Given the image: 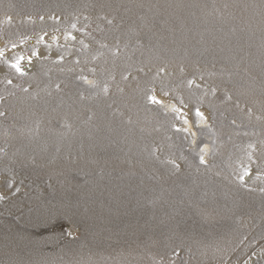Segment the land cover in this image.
<instances>
[{"label": "rangeland", "instance_id": "obj_1", "mask_svg": "<svg viewBox=\"0 0 264 264\" xmlns=\"http://www.w3.org/2000/svg\"><path fill=\"white\" fill-rule=\"evenodd\" d=\"M193 1L224 15L219 28L230 26L236 43L200 34L179 56L178 32H163V47L160 30L127 24L132 7L147 15L142 0L99 9L89 0H0V264H264V23L223 11L237 1L264 16V0ZM20 57L23 75L12 67ZM50 97L64 102L46 122ZM107 130L124 150L137 139L142 158L126 161L137 168L132 183L118 156L100 152L90 171L62 150L80 137L94 149L93 134ZM51 156L69 167L50 171ZM115 186L128 187L126 213L105 218L99 194ZM163 191L152 213L165 204L170 225L141 232L144 217L127 201Z\"/></svg>", "mask_w": 264, "mask_h": 264}, {"label": "bare ground", "instance_id": "obj_2", "mask_svg": "<svg viewBox=\"0 0 264 264\" xmlns=\"http://www.w3.org/2000/svg\"><path fill=\"white\" fill-rule=\"evenodd\" d=\"M90 2H91V5L90 6H92L94 9H99L100 8V5H101V3L100 2H106L107 0H89ZM119 1H123V3H124V5H127L128 4V0H112V2L114 3V2H119ZM142 2H143V4H144V6L145 7H147V15H144V17H141V15L139 14V10H140V7L139 8H136V7H132L131 9H130V12L131 13H133V15H136V16H134L132 19H129V18H126V22H127V24H129L130 26H135V27H144V26H146L145 28L147 29V30H149V31H151V34H152V31L154 30V31H156V30H160L159 31V34H157L158 36H156L157 38H158V40L160 39L161 41H162V39H163V36H162V33L164 32H166V31H170V32H173V31H175V32H178L179 34H180V36H179V38L178 39H176L177 41V45H179V50L180 51H178L179 53H178V55L180 56V55H182L183 54V52L185 53V51H187L188 49H190V48H192V45H193V43H195V41H194V39L196 38V37H198L200 34H206L207 35V38H211V36L213 35V34H217V35H219V37H220V40H222V42L221 43H223V41H229V42H232L233 40H234V37H232L231 36V33H230V30H231V28H230V26H229V28H226V29H220L219 28V26L220 25H222V23L224 22V24H225V16L224 15H218V14H214L213 13V11L211 10L212 9V4L210 3V2H204L203 3V5L202 4H200V1H197V2H194L193 0H142ZM232 3H233V1H232ZM231 4V3H230ZM191 5H193V6H191ZM233 6H234V8L232 9L233 10V13L232 12H230V9H231V7H230V9L228 8V6H226V7H224L223 5H221L220 6V8H223L224 7V12H226V16L228 17V15L227 14H232V15H237V14H239V17H240V20L241 21H245V22H247L246 20H248L249 21V25H251V23L253 22H256V24L259 22L260 23V21H262L261 23H264V20H263V18H264V16L263 15H258V16H256L255 15V13L252 11V9L253 8H251L250 10H242V9H244V7L245 8H247L246 7V4L244 5H242V4H240V3H237V1H236V3L234 2L233 4H232ZM236 6H237V9H236ZM92 8V9H93ZM227 8V10L225 11V9ZM93 9V10H94ZM247 11H249L250 13H248V14H246V15H249L251 18H252V20L253 21H250V19H247V18H245V17H243L244 16V13L246 12L247 13ZM98 12H99V10H98ZM198 13V14H197ZM200 13V14H199ZM263 14V13H262ZM243 15V16H242ZM255 15V16H254ZM263 16V17H262ZM230 17V16H229ZM241 17H243L242 19H241ZM125 20V19H124ZM239 21V20H238ZM157 22H159L158 24H160L161 25V28H157V26L156 25H158L157 24ZM244 22V23H245ZM251 22V23H250ZM247 23H245L246 25H247ZM253 23H252V25H253ZM236 24V23H235ZM242 23H237L236 25H235V30L236 31H238V32H240L239 30H240V28H241V25ZM244 24V26L243 27H247L246 25ZM144 25V26H143ZM230 25H231V23H230ZM254 25H255V23H254ZM232 26V25H231ZM139 27V28H140ZM228 27V26H227ZM240 27V28H239ZM252 27V26H251ZM133 29H135V28H133ZM230 29V30H229ZM233 29V28H232ZM153 31V32H154ZM158 33V32H157ZM145 35V34H144ZM150 35V34H149ZM164 35V34H163ZM167 35V34H166ZM166 35H164V38L166 37ZM171 35V34H170ZM170 35L168 36L167 35V37H170ZM208 35H210V36H208ZM239 35V34H238ZM242 35V34H241ZM154 36V35H153ZM174 36V35H173ZM215 35H213V37H214ZM238 37H240V36H238ZM242 37H243V35H242ZM242 37H240L239 39H238V41L237 42H240L241 41V38ZM146 38V37H145ZM173 38V37H172ZM177 38V37H176ZM201 38V37H200ZM206 38V39H207ZM245 38V37H244ZM243 38V39H244ZM247 38H249V37H246V39ZM166 39V38H165ZM165 39H163V41H164V43H163V47H166V46H168V42L167 41H165ZM168 39V38H167ZM242 39V40H243ZM168 40H170V39H168ZM198 39H196V43L198 42L197 41ZM236 40V39H235ZM162 41V42H163ZM207 41V40H206ZM200 42H202V40L200 41ZM213 41H210V44H213L212 43ZM218 42V41H217ZM233 42H235V41H233ZM245 42H246V40H245ZM248 42H250L249 40L247 41V43ZM166 43H168L167 45H165ZM199 43V42H198ZM209 43V42H208ZM227 43V42H226ZM236 43V42H235ZM234 43V44H235ZM218 44V43H217ZM216 44V45H217ZM229 44H231V43H229ZM245 44V46H247L246 45V43H244ZM220 45V44H219ZM231 45H233V44H231ZM172 46V45H171ZM207 46V45H206ZM205 46V47H206ZM218 46V45H217ZM223 46V45H222ZM226 46H229V45H227L226 44ZM243 46V45H242ZM244 46V47H245ZM210 47H213V45H211ZM215 47V46H214ZM223 47H225V45L223 46ZM231 47H233V46H231ZM228 48V50L226 49V53L225 54H223V56L225 57V59L226 58H229V57H232L230 54H234V53H231V49H233L234 47H236V46H234L233 48ZM243 47V48H244ZM201 49H204V48H202V46L200 47ZM207 48V47H206ZM216 48L218 49V47H215V50H216ZM221 48V47H220ZM162 49V47H160V50ZM198 49V48H197ZM212 49H214V48H212ZM241 48H239V50H240ZM245 49V48H244ZM234 50V49H233ZM242 51H244L243 49H241ZM177 51V50H176ZM205 51H206V49H205ZM218 52L219 51H221L220 49L219 50H217ZM217 51H214V53H212L214 56H222V54L221 55H219V53H218V55H215L216 53L215 52H217ZM247 51V50H246ZM250 51V50H249ZM248 51V52H249ZM166 52V51H165ZM190 53H193V51L191 50V51H187V54H186V56L189 54V56L191 55ZM198 53V52H197ZM222 53V52H221ZM238 53V52H237ZM249 53H252V52H249ZM258 52H256V54H257ZM196 54V53H195ZM205 54V53H204ZM211 54V53H210ZM256 54H254V55H256ZM174 55V54H173ZM178 55H176V57H178V59H179V56ZM226 55L227 56H229V57H226ZM244 55H246V52H245V54ZM250 55V54H249ZM248 55V56H249ZM162 56V55H161ZM183 57H184V54L182 55ZM181 56V57H182ZM186 56H185V58H186ZM169 57V56H168ZM167 57V58H168ZM174 57V56H173ZM180 57V58H181ZM235 57V56H234ZM237 57V56H236ZM243 57H246V56H243ZM205 58H208V57H205ZM176 59V58H175ZM175 59H173V58H171L170 60H175ZM177 59V60H178ZM183 59V60H182ZM181 60L183 61V62H185L186 61V59H185V61H184V58H182ZM222 59H224L223 57H222ZM221 59V60H222ZM242 59H244V60H246L245 58H242ZM177 60H176V63L178 64V62L179 63H181L182 61L179 59V61L177 62ZM188 60V59H187ZM181 61V62H180ZM222 62V61H221ZM239 62V61H238ZM237 62V63H238ZM240 62H241V60H240ZM239 62V63H240ZM174 63V62H173ZM175 63V64H176ZM212 63V62H211ZM242 63V62H241ZM240 63V64H241ZM244 63V62H243ZM182 64V63H181ZM254 65V64H253ZM254 67H256V66H254ZM257 73V72H256ZM258 73H260L261 74V72H258ZM263 74V73H262ZM257 75V74H256ZM261 75H259V77H260ZM259 77H257V78H259ZM261 88L259 87V89H257V90H260ZM238 94V93H237ZM64 99V98H63ZM67 101V100H66ZM64 102V101H63ZM63 102H62V100H61V98H59V99H55V98H52V97H50V98H48L45 102H43V103H41V104H45V110H44V112H43V114H44V118H45V121L47 122H51V116H52V112H54V111H52V110H55V108H58V107H60V105H62L63 104ZM41 106V105H40ZM43 106V105H42ZM68 106V105H67ZM65 107V106H64ZM67 108V107H66ZM62 112H63V114H65L68 118H69V116H70V112L69 111H66V109H64L63 108V110H62ZM56 113V112H55ZM58 113V112H57ZM62 114V115H63ZM54 115V114H53ZM64 116V115H63ZM65 116V117H66ZM103 120H102V119ZM97 120H98V122H102V121H108L107 119H105V117L103 118V117H98L97 118ZM103 133H105V134H108L107 135V137H110V139H107V138H105L106 136L105 135H103ZM115 136L116 135H114L113 133H108V130H107V132L105 131V132H102V133H98V134H93V136L91 137V140L93 141V142H95L96 144H97V146L94 148V149H91V147H89L90 145L89 144H87V140L86 139H83V138H81L80 137V139L79 140H70V142L68 143H66L63 147H62V150H63V152H66L65 154L67 155H72V156H75L76 158H78V159H81L82 160V162H83V164L82 165H80V167H85V166H89L88 167V170H93V166L96 168V165L94 164H90V165H88L89 164V162H88V160H90V159H95V158H97V160H101V153L100 152H102V154H106V155H109L110 157H120L121 159H122V162L120 163L121 165H120V167H123L124 169H126V171H127V173H129L130 175H129V180L131 181V183H132V181L135 179V177H136V174H138V172H137V168H133V167H131V166H129V164H127V162L126 161H128V160H130V159H132V157H134V156H137L136 158H139L140 157V155H139V150L137 151V148H138V144H137V139L136 138H132V137H130L129 138V140H128V142H129V145L127 146V148H125V150L124 149H121V146H118L116 143H114L113 141H114V138H115ZM139 149V148H138ZM96 150V151H95ZM48 154H45L43 157H48L47 156ZM50 155H51V153H50ZM108 156V157H109ZM132 156V157H131ZM140 158H142V157H140ZM51 161L52 162H54L55 164L53 165V163H52V168L50 169V171L53 169L54 171L56 170V172L55 173H63L62 171L64 170H66L64 167L65 166H68L69 167V164H66V163H62V164H60V162H61V159H57V158H55V157H53V156H51ZM105 164H107V163H105ZM71 169V168H70ZM80 169V168H79ZM83 169V168H82ZM81 169V170H82ZM69 170V169H68ZM72 170H74L73 168H72ZM98 170V169H97ZM89 171V172H90ZM95 172V171H94ZM93 172V173H94ZM57 177V176H56ZM95 178V177H94ZM99 178V177H98ZM103 180V179H102ZM126 180V179H125ZM94 181V180H93ZM96 182V181H95ZM116 182V181H115ZM94 183V182H93ZM104 183V182H103ZM130 183V184H131ZM161 183V182H160ZM95 185V184H94ZM111 185V184H110ZM123 185H127L126 184V182H124V184ZM88 186V185H87ZM112 186V185H111ZM131 186H132V184H131ZM153 186V185H152ZM159 186V185H158ZM160 186H163V185H160ZM91 187V186H90ZM93 187V186H92ZM105 187V186H104ZM150 187V186H149ZM174 187V186H173ZM128 189V187H125V188H122V186H115L114 187V189H113V191L111 190L109 193H101L100 192V199H99V201H100V204H99V208L101 207V209H100V211H101V215L102 216H106L105 218H107V215H110V216H113V215H120V214H122L123 212H124V210H125V208H124V206L123 205H120L119 206V203H120V199L122 200V198H120L121 196V193H122V191L123 190H126V191H128L127 190ZM157 189V188H156ZM107 190V189H106ZM153 190H155V189H153ZM158 190V189H157ZM87 191V190H86ZM99 191V190H98ZM104 192V191H103ZM146 191L144 190V193H145ZM128 193V192H127ZM97 194H98V192H97ZM146 194H147V192H146ZM156 194V193H155ZM123 195H125V194H123ZM122 195V196H123ZM167 193L165 192V191H163V193L162 194H158V196L156 197H154V194L152 193H148V195H146V196H135V198L137 199H133V200H130V201H127V202H129V203H133L132 205L133 206H135L134 208H135V210L137 211V214H140L141 216H142V218L144 219V223L142 224L143 225V228H140L139 227V229H140V231L141 232H143L144 230H147L146 229V227L147 228H150V227H153L152 226V223L156 226V225H158V224H160V227H164L165 229H166V227L167 226H169L170 224H168V225H166L169 221H168V219L166 218L167 217V215H166V205L164 204L163 205V207H162V210L158 213V214H156V213H152V208H154V205L153 204H155V203H158V204H160V205H162V203H164L165 202V198L167 197ZM72 196V195H71ZM195 198H197V200H198V197H195ZM70 199H71V197H70ZM156 199V200H155ZM194 199V198H193ZM195 200V199H194ZM156 201H159V202H156ZM125 202V201H124ZM193 202V201H192ZM197 202V204H198V202H199V200L198 201H196ZM127 203H125V205H126ZM194 204V203H193ZM156 205V204H155ZM127 208V207H126ZM179 208V207H178ZM194 208H196V207H194ZM198 208V207H197ZM157 209H158V207H157ZM199 209V208H198ZM135 212V211H134ZM124 213H126V211L124 212ZM124 215V214H123ZM122 215V216H123ZM126 216V215H125ZM157 216H160L159 217V222H156V220H155V218L157 217ZM132 217V216H131ZM122 218V217H121ZM126 218V217H125ZM138 219V218H137ZM120 221V220H119ZM166 221V222H165ZM150 231V230H149Z\"/></svg>", "mask_w": 264, "mask_h": 264}, {"label": "snow or ice", "instance_id": "obj_3", "mask_svg": "<svg viewBox=\"0 0 264 264\" xmlns=\"http://www.w3.org/2000/svg\"><path fill=\"white\" fill-rule=\"evenodd\" d=\"M10 19H11V18L9 17V21H10ZM73 38H74V37H73ZM0 55H2V53H0ZM22 59H23V57H20V58L17 59L16 63L12 64V67L15 68V70H16L18 73H20L21 75L24 74V71H23V69H22L21 66H20V61H21ZM84 79H86V78H84ZM104 90L107 91V88L105 87ZM151 100H152L153 103H160V101H157L156 98H155L154 96L151 97ZM176 111H179V110L176 109ZM0 115H3V113H0ZM197 115L200 116L201 118H203V117H202V113H200L199 111H197ZM185 123H187L186 120H185ZM201 162H202V163L204 162V161H203V157H201ZM247 173H248V170L246 169V170H245V174H247ZM0 198H2V197H0Z\"/></svg>", "mask_w": 264, "mask_h": 264}]
</instances>
